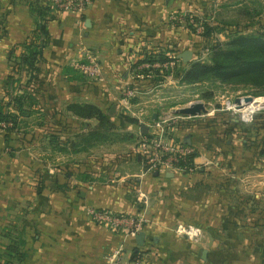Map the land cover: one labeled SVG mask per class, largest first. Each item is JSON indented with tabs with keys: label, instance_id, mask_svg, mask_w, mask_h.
I'll list each match as a JSON object with an SVG mask.
<instances>
[{
	"label": "crops",
	"instance_id": "1",
	"mask_svg": "<svg viewBox=\"0 0 264 264\" xmlns=\"http://www.w3.org/2000/svg\"><path fill=\"white\" fill-rule=\"evenodd\" d=\"M181 14L215 31L202 37L171 21ZM41 22L48 38L30 80L13 70L9 53ZM263 26L264 0H92L82 14L62 12L53 0H0V100L24 96L18 111L9 106L17 129L0 133V264H107L116 253L119 264H264V179L251 175L246 141L230 134L216 154L217 144L189 125L176 136L190 137L194 168L157 176L145 173L138 151L140 124L154 104L166 108L174 98L162 97V88L189 87L175 77L151 85L138 74L141 62L185 51L193 60L215 40ZM82 47L97 56L100 79L73 68ZM188 64L179 59L177 70ZM133 86L141 91L123 114L122 90ZM72 104L106 114L116 126L112 140L83 148L80 136L97 122L75 116ZM140 193L146 206L136 202ZM89 208L142 216L143 245L91 221ZM178 224L200 228L202 240L176 235Z\"/></svg>",
	"mask_w": 264,
	"mask_h": 264
},
{
	"label": "trees",
	"instance_id": "2",
	"mask_svg": "<svg viewBox=\"0 0 264 264\" xmlns=\"http://www.w3.org/2000/svg\"><path fill=\"white\" fill-rule=\"evenodd\" d=\"M36 13L43 14L41 8H38ZM194 20L195 22L201 21L198 18ZM203 26L204 32L200 36L209 37L214 29L205 23ZM191 30L195 33V29L191 28ZM47 38L45 25L41 22L32 35L33 40L19 43L12 48L9 53V62L16 73L25 71L29 74L30 80L35 79ZM18 50L20 54L14 55ZM208 51V62H191L183 71L175 69L172 76L178 79L180 85L192 86L204 82H215L227 86L248 87L257 92L255 95H264V26L250 33L235 31L228 36L226 41L215 43ZM167 60L168 57L165 55H149L141 63H164ZM152 72L151 85L153 86L164 83L165 76L169 75V73L162 75L154 69ZM146 73L147 71L144 70L138 72L142 76ZM15 81L13 76L9 77V83L13 84ZM23 100V95L13 99L11 104L15 110H19ZM11 104L0 100V124H10L6 128L0 125V133L3 130L6 133L14 131L18 127L17 116L9 111ZM68 110L79 118L95 119L97 122L95 129L80 136L79 143L83 148H87L92 142H106L112 139L116 126L99 108L91 104H72L68 106ZM129 122L137 124L135 120L130 119ZM258 154L264 156V145H260ZM196 156L197 153L194 152L181 162L180 167H186L185 173H188L190 168H194L193 160Z\"/></svg>",
	"mask_w": 264,
	"mask_h": 264
},
{
	"label": "built area",
	"instance_id": "3",
	"mask_svg": "<svg viewBox=\"0 0 264 264\" xmlns=\"http://www.w3.org/2000/svg\"><path fill=\"white\" fill-rule=\"evenodd\" d=\"M53 2L62 12L82 14L91 4L92 0H53ZM195 18L193 14H181L171 17V21L182 22L187 26H191V28L195 29V34L201 35L204 32L203 23L201 21L195 22ZM80 57L79 60L73 63V68L91 81L100 79L103 71L97 56L82 47L80 49ZM179 59L176 56H169L168 60L164 63H143L138 70L147 71L143 77L150 80V82L153 79V69L158 70L162 75L169 73L165 77L171 78L175 69L178 68ZM140 91L141 89L134 86L122 90L119 109L123 114L130 112L129 109L132 102L137 98ZM195 103L198 102H192L188 106ZM242 104L244 103L242 102ZM242 104L238 108L234 102L233 104L228 102L227 107L238 113L241 122L250 123L255 110H250ZM154 115L155 118L153 119ZM201 116L202 114L196 116L180 115L174 109H165L161 108V105L156 106L154 104V112L147 114L146 121L142 122L147 125L148 131L141 136L138 144V151L145 166V173L185 172L186 167L182 168L180 164L188 156L192 155L195 149L191 145L185 144L184 139L178 138L176 133L187 129L196 118ZM0 125L3 128L10 126V124ZM192 169L190 168L188 171L191 172ZM136 202L145 206L147 205V199L141 193L136 197ZM86 215L97 225H101L114 233H124L132 238L136 237L143 230L145 222L142 216H127L107 209L89 208L86 211ZM174 233L193 243H199L204 236L200 228L185 224L176 225ZM107 264H119L118 253L107 257Z\"/></svg>",
	"mask_w": 264,
	"mask_h": 264
},
{
	"label": "rangeland",
	"instance_id": "4",
	"mask_svg": "<svg viewBox=\"0 0 264 264\" xmlns=\"http://www.w3.org/2000/svg\"><path fill=\"white\" fill-rule=\"evenodd\" d=\"M259 30V29H258ZM215 31V29H214ZM233 32V31H232ZM220 42L215 40L206 45L207 50L215 43ZM209 51L197 53L191 62H208ZM257 92L248 87H236L221 85L215 82H204L201 84L192 85L186 88H177L175 86L162 88V97L173 96L168 107L182 106L187 107L192 102H200L204 104L206 112L198 117L192 123L197 125L217 147L213 149L216 154H221L227 141L231 135H238L242 140L246 141L249 147V160L255 166L250 170L251 175L255 179H264V156L258 154L260 145L264 144V95H255ZM252 96L255 101L248 109L255 110V114L250 123L240 121L238 113L227 107L228 102L233 104L236 97ZM172 101L175 103L170 104ZM250 106V103L246 105ZM248 106V107H249ZM246 107V106H245ZM177 108L175 110H179ZM114 133V132H113ZM110 138V136H109ZM208 139V138H207ZM112 140V139H111ZM240 143V142H238Z\"/></svg>",
	"mask_w": 264,
	"mask_h": 264
},
{
	"label": "water",
	"instance_id": "5",
	"mask_svg": "<svg viewBox=\"0 0 264 264\" xmlns=\"http://www.w3.org/2000/svg\"><path fill=\"white\" fill-rule=\"evenodd\" d=\"M179 58L183 62H185V63L190 62L192 60V53L190 51H185L184 53H182L179 56ZM254 99L255 98L252 97V96L236 97L233 100V102L239 108L241 106V102H243L244 104L251 103V102L254 101ZM205 112H206L205 106H204V104H202L200 102L195 103L194 105H190V106H187V107H182L179 110H176V113L177 114H180V115H190V116L200 115V114H203ZM154 118H155V115L153 116V119ZM147 131H148L147 125L144 124V123H141L140 124V132H141V134H146ZM184 142H185V144L190 145V137H186L184 139ZM157 175H158V173L156 172L155 173V176H157ZM144 237H145V235H144L143 232H140L135 237V239L137 240V242H138L139 245H143Z\"/></svg>",
	"mask_w": 264,
	"mask_h": 264
},
{
	"label": "bare ground",
	"instance_id": "6",
	"mask_svg": "<svg viewBox=\"0 0 264 264\" xmlns=\"http://www.w3.org/2000/svg\"><path fill=\"white\" fill-rule=\"evenodd\" d=\"M255 101V100H254ZM253 101V102H254ZM241 104H242V102H241ZM242 105H244V106H246V107H248L249 106V104L248 105H246V104H242ZM252 106V102L250 103V106L248 107V108H250Z\"/></svg>",
	"mask_w": 264,
	"mask_h": 264
}]
</instances>
